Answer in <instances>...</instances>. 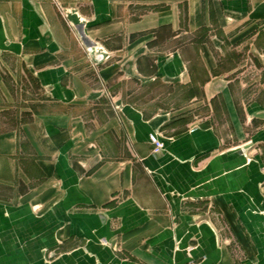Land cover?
Returning a JSON list of instances; mask_svg holds the SVG:
<instances>
[{
    "label": "crops",
    "instance_id": "crops-1",
    "mask_svg": "<svg viewBox=\"0 0 264 264\" xmlns=\"http://www.w3.org/2000/svg\"><path fill=\"white\" fill-rule=\"evenodd\" d=\"M3 57L58 109L0 130V264H264V0H0Z\"/></svg>",
    "mask_w": 264,
    "mask_h": 264
},
{
    "label": "rangeland",
    "instance_id": "rangeland-1",
    "mask_svg": "<svg viewBox=\"0 0 264 264\" xmlns=\"http://www.w3.org/2000/svg\"><path fill=\"white\" fill-rule=\"evenodd\" d=\"M156 86L155 88H140V96H151L154 91L153 94L162 93L161 98L168 97L166 95V87H163L162 84ZM178 94L179 92L176 93V95ZM164 101L155 102L153 100L147 102V104L141 101L140 107H146L147 111H154L160 106H168V99ZM26 105H30L34 111L39 109L56 111L58 109L55 106L56 104L46 102V92L37 85L35 79L28 72L21 69L20 63L15 60H9L8 57H3L0 61V130H5L12 126L22 129L23 121L31 120L32 118L31 112L26 113L23 110ZM25 179L20 172L17 174V190L28 188V185L21 184Z\"/></svg>",
    "mask_w": 264,
    "mask_h": 264
},
{
    "label": "built area",
    "instance_id": "built-area-1",
    "mask_svg": "<svg viewBox=\"0 0 264 264\" xmlns=\"http://www.w3.org/2000/svg\"><path fill=\"white\" fill-rule=\"evenodd\" d=\"M152 142L154 143L153 152L159 153L163 149V146H164L163 141L160 140L157 136L152 135Z\"/></svg>",
    "mask_w": 264,
    "mask_h": 264
}]
</instances>
